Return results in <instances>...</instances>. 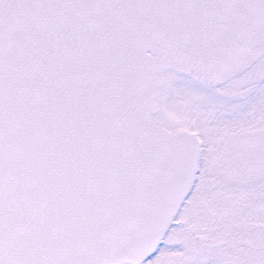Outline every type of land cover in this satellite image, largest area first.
Returning a JSON list of instances; mask_svg holds the SVG:
<instances>
[{
	"label": "snow or ice",
	"instance_id": "1",
	"mask_svg": "<svg viewBox=\"0 0 264 264\" xmlns=\"http://www.w3.org/2000/svg\"><path fill=\"white\" fill-rule=\"evenodd\" d=\"M0 264H264V0H0Z\"/></svg>",
	"mask_w": 264,
	"mask_h": 264
}]
</instances>
